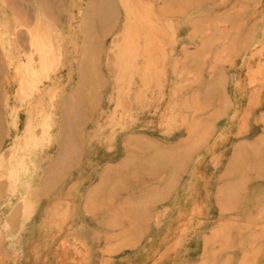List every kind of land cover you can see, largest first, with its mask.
<instances>
[{
  "label": "rangeland",
  "instance_id": "obj_1",
  "mask_svg": "<svg viewBox=\"0 0 264 264\" xmlns=\"http://www.w3.org/2000/svg\"><path fill=\"white\" fill-rule=\"evenodd\" d=\"M95 5L0 0V264H264V0Z\"/></svg>",
  "mask_w": 264,
  "mask_h": 264
},
{
  "label": "bare ground",
  "instance_id": "obj_2",
  "mask_svg": "<svg viewBox=\"0 0 264 264\" xmlns=\"http://www.w3.org/2000/svg\"><path fill=\"white\" fill-rule=\"evenodd\" d=\"M96 1H97V0H90V2L93 3L95 7H98V10H97V8H96V10L99 11V12L101 13V15H102L101 18H102V17H105V15H106L107 13H106V12L104 11V9L102 8L103 5H102L101 7L95 5V4H96ZM97 4H98V2H97ZM112 5H113V4H112ZM109 6H110V5H109ZM109 6L106 5V7H109ZM112 7L114 8V6H112ZM105 10H106V9H105ZM111 10H112V9H111ZM108 11H109V9H108ZM99 18H100V17H99Z\"/></svg>",
  "mask_w": 264,
  "mask_h": 264
}]
</instances>
